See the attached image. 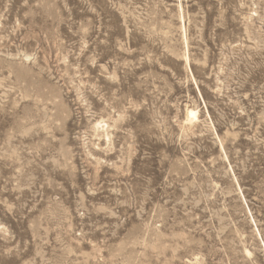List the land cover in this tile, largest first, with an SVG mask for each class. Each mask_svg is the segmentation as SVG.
<instances>
[{"label": "rangeland", "instance_id": "rangeland-1", "mask_svg": "<svg viewBox=\"0 0 264 264\" xmlns=\"http://www.w3.org/2000/svg\"><path fill=\"white\" fill-rule=\"evenodd\" d=\"M0 264H264V0H0Z\"/></svg>", "mask_w": 264, "mask_h": 264}, {"label": "bare ground", "instance_id": "bare-ground-1", "mask_svg": "<svg viewBox=\"0 0 264 264\" xmlns=\"http://www.w3.org/2000/svg\"><path fill=\"white\" fill-rule=\"evenodd\" d=\"M187 43V42H186ZM186 64L188 65L189 64V58H188V56L186 55ZM199 112H198V110H196V109H191V108H189V107H187V109H186V122L187 123H189L190 125L191 124H193L194 122H196V121H198V118H199ZM103 122H97L96 123V125H95V128H96V130H98V132H99V128H101V124H102ZM104 127H105V125L104 124H102ZM102 126V127H103ZM108 127V126H107ZM110 128V127H109ZM102 130H103V128H102ZM101 130V131H102ZM106 130V129H105ZM108 130V129H107ZM102 134V133H101ZM103 134H105V133H103ZM106 134H107V132H106ZM107 135H109V134H107ZM109 138H110V136H108Z\"/></svg>", "mask_w": 264, "mask_h": 264}]
</instances>
